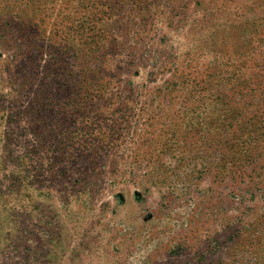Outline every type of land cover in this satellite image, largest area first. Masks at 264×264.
Instances as JSON below:
<instances>
[{"label": "rangeland", "instance_id": "1", "mask_svg": "<svg viewBox=\"0 0 264 264\" xmlns=\"http://www.w3.org/2000/svg\"><path fill=\"white\" fill-rule=\"evenodd\" d=\"M0 264H264V0H0Z\"/></svg>", "mask_w": 264, "mask_h": 264}]
</instances>
